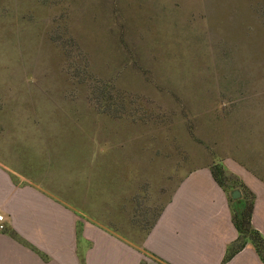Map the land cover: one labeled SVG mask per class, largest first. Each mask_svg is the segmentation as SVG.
<instances>
[{"label": "rangeland", "instance_id": "rangeland-1", "mask_svg": "<svg viewBox=\"0 0 264 264\" xmlns=\"http://www.w3.org/2000/svg\"><path fill=\"white\" fill-rule=\"evenodd\" d=\"M0 155L90 222L206 175L264 232V0H0Z\"/></svg>", "mask_w": 264, "mask_h": 264}, {"label": "crops", "instance_id": "crops-1", "mask_svg": "<svg viewBox=\"0 0 264 264\" xmlns=\"http://www.w3.org/2000/svg\"><path fill=\"white\" fill-rule=\"evenodd\" d=\"M200 178L185 186L188 194L161 203L144 230L127 206L126 229L120 208L112 225L90 222L69 190L25 175L0 155V264H264L260 224L249 228L261 238L262 255L247 235L239 238L214 179Z\"/></svg>", "mask_w": 264, "mask_h": 264}, {"label": "trees", "instance_id": "trees-1", "mask_svg": "<svg viewBox=\"0 0 264 264\" xmlns=\"http://www.w3.org/2000/svg\"><path fill=\"white\" fill-rule=\"evenodd\" d=\"M216 180V179H215ZM217 183H219L218 180H216ZM220 184V183H219ZM244 208V203L241 204V208H240V215L243 216V221L239 224V223H236L234 220H233V224L235 226V228L237 229V232H238V236L239 238H243V236H245L246 232L250 233L249 236H247V238L251 241V243L253 244V246L255 247V250L257 251V253L260 255H262V242H261V238L259 237V235L251 230L248 226L249 224V214H250V210L247 208V209H243ZM243 210V211H241ZM243 243V242H242Z\"/></svg>", "mask_w": 264, "mask_h": 264}, {"label": "water", "instance_id": "water-1", "mask_svg": "<svg viewBox=\"0 0 264 264\" xmlns=\"http://www.w3.org/2000/svg\"><path fill=\"white\" fill-rule=\"evenodd\" d=\"M230 195L232 198H236L238 196V192L236 190H232Z\"/></svg>", "mask_w": 264, "mask_h": 264}, {"label": "built area", "instance_id": "built-area-1", "mask_svg": "<svg viewBox=\"0 0 264 264\" xmlns=\"http://www.w3.org/2000/svg\"><path fill=\"white\" fill-rule=\"evenodd\" d=\"M1 219H2V216H1V214H0V222H1ZM0 227H1V225H0Z\"/></svg>", "mask_w": 264, "mask_h": 264}]
</instances>
